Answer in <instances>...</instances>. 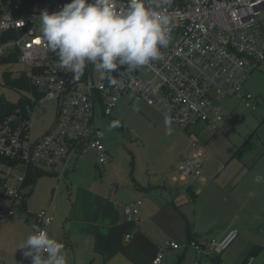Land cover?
Here are the masks:
<instances>
[{
	"label": "built area",
	"instance_id": "built-area-1",
	"mask_svg": "<svg viewBox=\"0 0 264 264\" xmlns=\"http://www.w3.org/2000/svg\"><path fill=\"white\" fill-rule=\"evenodd\" d=\"M69 2L0 0V60L16 55L40 93L38 97L31 95V103L0 122V155L18 162L3 174L0 198L7 206L0 208V225L22 211L26 213L22 219L33 220L34 226L47 232L54 221L51 212L42 209L32 214L23 207L21 192L29 167L48 169L61 179L68 173L70 158L79 159L90 151L98 165H106L108 150L98 120H107L120 97L130 91L151 105L164 104L165 115L182 129L193 152L186 153L180 177L192 181L202 178L203 162L191 129L207 126L217 130L224 120L223 101L228 97L249 105L255 99L245 84L248 75L264 62V0H171L164 8L175 16V27L168 46L161 49L162 59L134 71L122 67L114 73L88 64L79 79L60 69L58 54L42 37L39 18L42 11H59ZM117 2L123 5L127 0ZM142 70L150 71L151 76L143 78ZM109 77L117 83L111 84ZM48 102L57 107L55 120L35 137L38 108ZM141 205L140 199L123 205L129 220H140ZM238 236L239 230L230 228L222 238L206 242L190 240L181 245L168 241L153 263L162 264L168 249L190 247L195 264H214ZM132 237L131 233L126 235L127 239ZM252 261L250 258L248 264Z\"/></svg>",
	"mask_w": 264,
	"mask_h": 264
},
{
	"label": "crops",
	"instance_id": "crops-1",
	"mask_svg": "<svg viewBox=\"0 0 264 264\" xmlns=\"http://www.w3.org/2000/svg\"><path fill=\"white\" fill-rule=\"evenodd\" d=\"M107 150L109 162L104 166L97 164L92 151L88 153L96 160L93 165L80 164L83 156L70 158L68 173L61 179L70 176L72 190L68 181L67 190L59 199H53V208H48L54 221L47 233L63 243L67 264H154L157 252L168 241L186 245L192 232L198 234L200 242L220 239L231 227L239 230V236L214 264H248L250 258H253L252 264H264V157L252 165L254 161L249 163L242 149L221 165L220 171L226 170L224 186H220L219 193L214 195L218 197L219 209L210 214L204 211L202 215L194 210V205L202 196L212 198L208 193L210 180L221 173L212 171V159L216 157L209 151L206 160L211 164L206 166V173L202 171L200 180L184 184L187 180L180 177V168L186 153L193 152L188 142L181 144L175 161L164 165L159 173L153 175L132 170L129 178L124 177L121 181L110 177L116 163L112 161L111 151ZM235 162L237 168L230 171ZM84 169L94 173L93 180L76 177ZM190 189L196 198L192 197ZM138 199L142 200V205L140 220L136 222L128 219L123 205ZM2 202L7 205L5 199L0 198V208H4ZM13 219L18 218L13 217L4 224ZM20 221L28 224L20 239L23 244L33 234L34 221L22 217ZM4 224L0 225V232L9 227L3 228ZM128 233L133 234L131 239L126 238ZM17 247L14 237L0 243V264H29L25 249L20 255ZM11 254L16 257L13 261ZM195 260L194 250L182 247L168 249L162 264H195Z\"/></svg>",
	"mask_w": 264,
	"mask_h": 264
},
{
	"label": "rangeland",
	"instance_id": "rangeland-1",
	"mask_svg": "<svg viewBox=\"0 0 264 264\" xmlns=\"http://www.w3.org/2000/svg\"><path fill=\"white\" fill-rule=\"evenodd\" d=\"M261 65L248 75L245 84L247 91L249 90L255 98L250 105L237 97H228L223 101L224 122L219 129L213 130L207 126L191 129L198 143L197 148L203 153L205 152V156H202L201 167L204 173H206V166L211 164L206 160L208 151L216 157V159H212V171L215 174H218L220 166L226 164L229 158L238 153L239 150H244L249 163L254 161L252 165L264 157V63ZM5 70L13 72L14 76H18L22 70H27V67L21 63L0 64V96H4L11 102H17L22 95L31 96L24 90H16L4 85L2 75ZM140 75L143 78H149L151 72L142 70ZM56 111L57 107L52 102L45 103L38 108V115L33 126L35 137L40 136L51 127L55 120ZM165 116L164 104L151 105L143 97H137L135 93L130 91L120 97L107 120L104 118L98 120V125L105 134L106 148L111 151L112 161L116 163L113 173L110 174L112 179L121 181L124 177L129 178L132 170H135L136 173L141 170L155 175L161 171L164 165L175 161L181 144L187 143L188 139L182 129L174 123L171 124L172 133L168 134L167 126L164 123ZM91 154H84L79 163L95 164L96 160ZM234 164L230 171L237 168L238 163L235 162ZM0 169H6L5 165L0 163ZM47 171L49 170L47 169ZM225 171H220L219 176L210 180L211 185L208 188V193L212 198H209L208 195L200 197L197 204L194 205V210L204 215V211L210 214L219 209V201H216L218 197L214 195L219 193L220 186H224L223 175L226 173ZM76 177L93 180L94 173L90 169H84L83 173L77 174ZM68 181L72 190L73 180L70 176L66 179H59L58 176L47 172L40 175L33 192L27 199V211L36 214L42 208H53V199L57 200L60 195H63ZM190 181L192 180H187L184 184ZM106 183L109 182L106 181ZM25 191L29 193L28 188L24 189ZM2 205L7 206L3 202ZM22 214L25 215L26 213L20 211L14 216L18 219H13L6 225L4 224L3 228L9 227L0 232V243L7 242L14 237L18 245L16 251L20 255L23 254V248H20L22 245L20 239L23 236V230L25 231L28 225L21 222L22 220L20 221ZM14 255L11 254V261L16 258Z\"/></svg>",
	"mask_w": 264,
	"mask_h": 264
},
{
	"label": "clouds",
	"instance_id": "clouds-1",
	"mask_svg": "<svg viewBox=\"0 0 264 264\" xmlns=\"http://www.w3.org/2000/svg\"><path fill=\"white\" fill-rule=\"evenodd\" d=\"M171 0H70L59 11L41 12L42 37L59 57V67L76 79L88 64L106 73L122 67L134 71L162 59L175 27V16L164 5ZM111 84L115 79L109 77ZM173 118L165 116L168 134ZM115 126V125H114ZM32 264H67L64 245L34 226L20 246Z\"/></svg>",
	"mask_w": 264,
	"mask_h": 264
},
{
	"label": "trees",
	"instance_id": "trees-1",
	"mask_svg": "<svg viewBox=\"0 0 264 264\" xmlns=\"http://www.w3.org/2000/svg\"><path fill=\"white\" fill-rule=\"evenodd\" d=\"M13 63H18V59L16 55L3 57L0 60V64L10 65ZM2 78L4 85H7L16 90H24L25 92L30 93L32 96L38 97L40 95L38 89L32 84L31 76L27 70H22L18 76H14L13 72L5 70L3 72ZM32 96L22 95L17 102H11L8 99H6L4 96H0V122H2L6 116L13 113L18 107H21L26 103H31ZM0 163L4 164L6 168V169H0V188H3L5 182L3 174L6 173L7 170L14 169L17 166L18 162L16 160H12L8 157L0 155ZM46 172L50 173L45 169H41V168L32 169L29 167L28 173L25 178V182L23 184V191L21 192L24 201L23 202L24 209L27 208V199L34 190L37 178ZM27 188L29 190V193H26V191L24 192V189ZM190 191L192 197L196 198L197 195L195 194V192L192 191L191 189ZM197 235H198L197 233L192 232L191 233L192 238L190 240H198Z\"/></svg>",
	"mask_w": 264,
	"mask_h": 264
}]
</instances>
